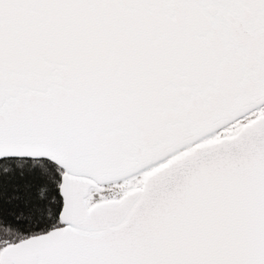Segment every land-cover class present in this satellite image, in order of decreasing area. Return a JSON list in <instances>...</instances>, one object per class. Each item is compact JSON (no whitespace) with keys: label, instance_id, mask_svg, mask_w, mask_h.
Returning <instances> with one entry per match:
<instances>
[{"label":"snow or ice","instance_id":"snow-or-ice-1","mask_svg":"<svg viewBox=\"0 0 264 264\" xmlns=\"http://www.w3.org/2000/svg\"><path fill=\"white\" fill-rule=\"evenodd\" d=\"M0 264H264V0H0Z\"/></svg>","mask_w":264,"mask_h":264}]
</instances>
